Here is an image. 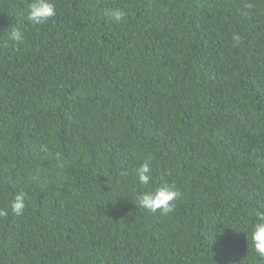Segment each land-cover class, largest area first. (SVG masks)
I'll return each mask as SVG.
<instances>
[{"label":"trees","instance_id":"trees-1","mask_svg":"<svg viewBox=\"0 0 264 264\" xmlns=\"http://www.w3.org/2000/svg\"><path fill=\"white\" fill-rule=\"evenodd\" d=\"M29 2L0 0V264H264V0ZM162 182L172 213L135 203Z\"/></svg>","mask_w":264,"mask_h":264},{"label":"clouds","instance_id":"clouds-1","mask_svg":"<svg viewBox=\"0 0 264 264\" xmlns=\"http://www.w3.org/2000/svg\"><path fill=\"white\" fill-rule=\"evenodd\" d=\"M56 6L53 0H30L28 4L27 20L33 25H43L56 16ZM105 16L115 22L124 19L125 13L120 10L109 9L105 12ZM238 40V37H233ZM10 39L17 43H22L24 34L18 27H13L10 33ZM136 176L141 185L149 186L152 184V170L150 164L145 162L136 169ZM180 192L167 182H162L155 188L140 194L135 203L139 207L149 212L159 211L163 215L172 213L174 210V202L180 197ZM27 194L23 191L15 195L11 202V211L16 215L24 213ZM5 210H0V216L6 215ZM250 243L252 250L262 259H264V212L257 213L253 223L250 225ZM249 239V238H247Z\"/></svg>","mask_w":264,"mask_h":264}]
</instances>
